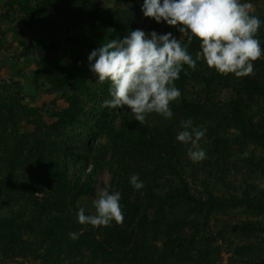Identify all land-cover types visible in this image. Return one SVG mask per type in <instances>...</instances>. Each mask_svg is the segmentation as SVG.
Returning <instances> with one entry per match:
<instances>
[{"label": "trees", "instance_id": "trees-1", "mask_svg": "<svg viewBox=\"0 0 264 264\" xmlns=\"http://www.w3.org/2000/svg\"><path fill=\"white\" fill-rule=\"evenodd\" d=\"M91 1L36 0L21 3L20 9L24 13L39 12L35 20L43 14L48 15L44 13L48 9V19L58 21L62 29V23L75 25L78 19L88 21L86 11ZM13 5L14 2L9 0L5 5L8 10L0 14V49L5 51L12 47V44L3 46V40L9 32L5 26L15 23ZM93 15L104 24H113V39H122L140 27L138 22H131L128 15L120 26L116 24L122 19V13L113 12L112 8L103 7L93 11ZM252 15L259 16L262 21L257 38L264 48V15ZM39 20L44 22L46 19ZM186 35L185 43L190 33ZM20 45L23 51L16 60L35 58L36 74L55 92L62 93L68 107L54 112L57 122L22 132L20 127L10 128L18 109L30 116L38 110L27 108L29 113L24 105H19L15 98L20 93V84L15 83L12 87L6 82L0 91V133L9 135L6 141L0 137V146L4 140L7 150L11 148L0 161V264H17L14 261L30 258L36 264H88L83 261V251H88L99 264H171V261L181 260L189 264H214L219 261L221 247L214 245L218 238L206 227L212 214L236 208L252 210L256 214L264 212V191L255 194L254 187L247 186L240 193L231 192L232 185L226 180L238 143L241 148L250 143L264 147V115L255 124L252 113L253 106L264 99V57L254 62L252 75L241 78L218 74L203 60L197 62L195 71L185 66L175 82L181 87L182 96L171 105L173 118L166 120L152 113L140 124L128 114L127 108L112 109L110 113V109L102 107L103 101L109 98L110 85L88 80L83 71L85 58H81L79 47L62 48L50 43L43 45L46 46L43 52L39 50L41 47H31L23 41ZM54 46L58 47L50 50ZM199 50L200 41L194 37L189 52L195 58ZM68 58L72 60L71 66L63 63ZM192 81L198 85L196 99H191L187 93ZM224 90L233 91L230 101L219 98L218 94ZM91 102L94 105H90ZM191 116L194 120L200 116L201 124H205V120L213 126L209 134L211 149L202 162L211 168L208 178L212 177V181L220 185L219 189L215 182L203 181L200 192L198 188L192 189L184 177V163L173 142L181 130L180 121L191 119ZM79 118L83 119V128L87 126L85 134L81 131L62 133L61 129L69 128ZM230 127H235L239 135L227 137ZM96 136L105 141L89 145L88 141ZM109 153V192H120L124 219L119 224L113 222L92 232L77 222L76 214L83 198L96 195L100 160L103 158L104 161ZM151 158L167 169L168 181L174 186L169 193H158L162 186L160 176L145 168L142 161H151ZM253 158L254 155L247 161L249 166ZM90 165L92 169H89ZM131 174H138L145 184L142 202H139V191L129 182ZM18 177L22 178L19 182ZM44 188L48 190L47 197H36ZM18 202L30 203V206L19 210L15 207ZM191 215L200 220L192 222ZM201 220L206 221V226ZM162 227L165 230L159 235L166 242L163 246L167 253L164 255L158 250L151 251L153 246L149 239ZM187 227L195 230L188 237ZM80 230L84 232L80 233ZM223 230L216 235L230 247L236 264H264V220L249 219L236 226L227 224ZM202 232L210 235H205V245L197 248V235ZM69 233H76L78 241L70 238Z\"/></svg>", "mask_w": 264, "mask_h": 264}, {"label": "clouds", "instance_id": "clouds-1", "mask_svg": "<svg viewBox=\"0 0 264 264\" xmlns=\"http://www.w3.org/2000/svg\"><path fill=\"white\" fill-rule=\"evenodd\" d=\"M250 0H143L142 13L157 24L176 27L190 33L187 42L171 32L150 34L132 30L122 39H106L88 56L89 69L97 83H109V99L103 101L107 109L130 110L128 114L140 124L156 113L172 119L171 105L181 97L175 82L185 66L195 71L203 62L221 75L247 77L254 73V62L264 57V48L257 38L262 21L252 15ZM200 41L195 58L189 47L193 38ZM176 140L187 147L188 158L197 163L206 159L200 141L206 129L194 126L192 119L181 120ZM129 182L134 190L145 187L138 174H131ZM121 194L101 189L93 200L94 214L77 212V222L92 227H108L123 221ZM77 239L76 233H69Z\"/></svg>", "mask_w": 264, "mask_h": 264}, {"label": "rangeland", "instance_id": "rangeland-1", "mask_svg": "<svg viewBox=\"0 0 264 264\" xmlns=\"http://www.w3.org/2000/svg\"><path fill=\"white\" fill-rule=\"evenodd\" d=\"M14 2L13 5V14L15 23L13 26H5L6 29H8V36H6L5 40H3V46H8L12 44L11 49L9 51L1 50L0 49V91L3 90L4 84L10 83L11 86H16L15 83L20 84L19 88L20 93H18V96L15 99L19 100V105H24L26 109H37L39 115L36 117V114H32V116L27 115L25 112L21 111V109H18L17 115L15 116V121L12 123L10 128H17L20 127L22 132L25 131H35L37 128L40 127H46L57 122L58 119L54 117V112L56 110H63L68 107V104H66L62 98V93L55 92L53 87L50 86L48 83H43L44 80H42L41 76L37 75V66H36V60L29 59V58H21L19 61L16 60V57L20 56L21 51H23V47L20 45L21 41L27 43L28 46H38L41 47L39 50L42 49L43 52L46 50L44 49L46 46H43L44 44L49 45L50 43H55L58 46H61L62 48H73V47H79V53H81V58L84 59L83 63V71L86 72L88 80L91 82H95L96 77L95 74H93L89 69V61L88 56L93 51V48L100 47L101 44L105 42V40L113 39L112 33H113V24L108 23L104 24L102 21L97 20L94 18L93 11L101 10L103 7L112 8L113 12L122 13V19L119 20V22H115L119 26L123 23L125 16H129L131 22H138V25L140 26L138 29H141L145 31L146 33L150 34L152 31H156L157 33L165 34L168 32H171L173 36L177 39H180L182 37L183 42L186 39V33L182 34L178 31H175L173 26H169L167 24L161 23L157 24L154 20H149L150 18H146L143 16L142 13V4L143 0H93L91 1L90 5L87 7L86 13H88L89 18L88 21L78 19L77 23L69 24V23H62L64 26L63 28H59L58 21L55 22L53 18L48 17L50 16V12L48 9L44 10V13L41 17L38 18V20H35V17H37V14L39 12H34L31 14V12L24 13L20 9V4H26L35 2L36 0H11ZM100 1V3H99ZM9 0H0V14L4 13L8 10V7L5 6ZM253 5V8L251 9V14L258 13L259 15H264V0H259V2H251ZM33 15V16H32ZM78 16V15H77ZM40 18H45L44 22H40ZM93 20V21H92ZM114 23V22H113ZM60 24V23H59ZM63 33V34H61ZM129 33V32H128ZM38 44V45H37ZM58 46L50 47V50L56 49ZM83 56V57H82ZM65 66H71L72 60L65 59L63 61ZM180 89V86H176ZM197 82L192 81L187 87V93L188 96L191 99H196V92H197ZM182 96V95H181ZM219 98L222 101H230V99L233 97V91L232 90H224L218 94ZM110 98V97H109ZM108 98V99H109ZM261 103L255 104L252 108L253 113V120L256 123H259L261 119H263L264 115V99H261ZM90 105H94L93 102L89 103ZM27 109V110H28ZM110 109V113H111ZM29 111V110H28ZM30 113V111H29ZM191 119L193 120L194 126H198L200 128L206 129V135L205 137L200 141L201 147L206 152V158L207 154L211 149V136L209 135L211 130L213 129V126L205 120V124H201L202 122L200 120L201 117L198 116L197 120H194L191 116ZM31 121V122H29ZM83 119L79 118L75 120V123L71 125L69 128L61 129L62 133L71 132V133H81L85 134L84 130L87 126L83 128ZM118 122L116 123V125ZM17 125V126H16ZM22 127V128H21ZM88 130V129H87ZM86 130V131H87ZM239 135V132L235 127H230L229 132L226 134V136H235ZM4 137V140L9 139V135L7 133L1 134L0 137ZM3 139V138H2ZM105 138L96 136L93 137L88 141L89 145L92 144H99L103 142ZM0 146V150L2 151L0 154V161L8 154L11 148L7 150L8 145L4 144ZM105 141V140H104ZM174 146L176 147V150L178 152V155L181 156L183 163H184V177L186 181L188 182L189 186L193 188H198L200 192L203 189V181H209L211 184L215 182L216 187L219 189L220 185L216 183V181H212V177L208 178V173L210 172L211 168L207 167L209 165H205L204 162L200 161L197 163H193L187 155V147L180 142L176 140V136L174 137ZM241 143H238L237 146L234 148V152L236 155H234L233 160V166L230 167L228 173H227V182L231 183V189L229 190L231 192L240 193L244 189H246L247 186H253L255 189V194L259 192L264 191V147H262L259 144H247V146H243L241 148ZM254 155V158L252 159L253 162L249 166L248 160ZM101 157V155H100ZM106 159L103 161V158L100 160V167L101 171H97L96 174V183H95V189H96V195L92 198H83L80 201V206L85 208V213L87 214H94L95 209L93 208V200L97 198V193L101 189H107L110 191V179H111V171L109 170V162L111 161V153L107 154L105 157ZM144 160L142 161L145 164V168H149L152 170V172H157L158 176H160V180L162 181V186H160L159 194L164 195V193H169L174 187L173 185H170V182L168 181L170 179L167 169L162 166L159 162H157L154 159ZM140 161V160H139ZM141 162V163H142ZM258 164V165H257ZM237 166V167H236ZM89 169H92V166L90 165ZM25 173V172H24ZM35 175V171H33V176ZM22 178L18 177L17 182H19ZM21 192V191H20ZM47 188H44L43 191H40V193L36 194V197H39L40 199L47 197ZM226 193V192H225ZM145 195L144 190H140L138 192L139 202L142 200V198ZM239 195V194H238ZM142 202V201H141ZM26 202H18L17 207L19 210L23 207L24 209L29 208L30 203L26 204ZM16 205V203L14 204ZM188 207V206H187ZM192 222H198L200 219L196 216H190L189 217ZM264 220V212L262 214H256L252 210H246L244 208H236L231 209L227 212H215L212 214V216L209 218V225L206 226V221L201 220V222L208 227L218 238L217 242L214 244L216 246L221 247V255L219 256V261L214 264H236L234 261L236 258H233V252L230 250V247L227 246V244H224V240L219 238L216 233H219L223 230H225V226L227 224L231 225H238L242 221L246 220ZM189 220V221H190ZM191 222V221H190ZM204 226V228H205ZM103 226L98 227H92L91 225H85L83 228L95 232V230L101 229ZM165 227V226H164ZM162 227L161 230H157L155 233L151 234L150 239V246L151 251L158 250V253L160 254H166L167 250L163 246L165 242V239L163 236L159 235L165 230V228ZM186 235L187 237L190 236L195 230H192L191 228H186ZM223 230V231H224ZM84 232V230H80V233ZM229 232V230H228ZM230 234V232H229ZM99 236L98 234H96ZM205 235H210V233L205 232ZM205 235H203V232L197 235V242L198 247H202L205 245ZM30 234L27 232L26 237L29 240ZM101 237V236H99ZM264 237V235H263ZM78 241V238L77 240ZM75 241V242H76ZM149 250V249H148ZM153 250V251H154ZM150 251V250H149ZM152 251V252H153ZM83 254V255H82ZM83 256V261L87 262L88 264H99L94 257H91L90 253L88 251H83L81 253ZM77 256V255H76ZM233 261H232V260ZM14 263L19 264H36L33 260V258L22 260L19 262V260ZM39 263V262H37ZM171 264H189L187 261L181 260L180 262L177 261H171Z\"/></svg>", "mask_w": 264, "mask_h": 264}]
</instances>
